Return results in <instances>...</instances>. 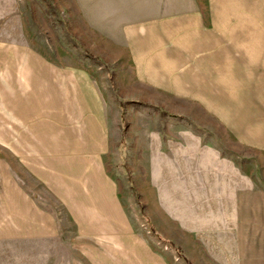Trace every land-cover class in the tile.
Listing matches in <instances>:
<instances>
[{
	"label": "rangeland",
	"instance_id": "1",
	"mask_svg": "<svg viewBox=\"0 0 264 264\" xmlns=\"http://www.w3.org/2000/svg\"><path fill=\"white\" fill-rule=\"evenodd\" d=\"M158 1L0 0V138L64 147L57 245L0 247V264H215L220 192L262 177L264 0L253 37L207 38L238 53L206 69L156 32L173 12Z\"/></svg>",
	"mask_w": 264,
	"mask_h": 264
},
{
	"label": "crops",
	"instance_id": "2",
	"mask_svg": "<svg viewBox=\"0 0 264 264\" xmlns=\"http://www.w3.org/2000/svg\"><path fill=\"white\" fill-rule=\"evenodd\" d=\"M254 1L257 0H161L157 5L173 7V12L156 20L153 26L156 32L168 31L169 44L176 46V39L182 38V44L177 46L182 47L181 59L189 64L186 68L206 69L208 62L223 63L224 53H238L233 45L229 46L231 51L224 49L221 40L208 48V37L244 38L250 32L253 37ZM136 30L140 35L142 31ZM30 97L26 95L23 106H19L23 114L27 111L25 106L30 108ZM33 103H37L36 108L42 103L41 107L54 111V115L61 100L44 95ZM71 148L74 146L68 144L67 149ZM63 149L61 141L5 143L0 138V247H10L12 256L16 246L38 244L47 252L48 247L50 251L52 245H57V236L60 239L61 232L53 212L47 208V198L62 194L56 162L62 159ZM240 179L246 184L245 190L238 184ZM227 183L220 192L222 201L213 208V225L207 223L206 228L214 234L215 264H264V159L261 182L255 176L231 175L230 184ZM217 186L221 190L218 183ZM8 249H0V253H8Z\"/></svg>",
	"mask_w": 264,
	"mask_h": 264
}]
</instances>
